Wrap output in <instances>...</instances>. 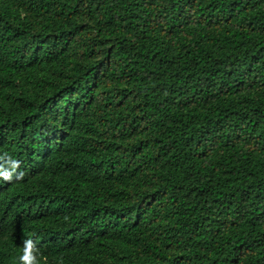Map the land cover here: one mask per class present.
Instances as JSON below:
<instances>
[{"label":"trees","instance_id":"16d2710c","mask_svg":"<svg viewBox=\"0 0 264 264\" xmlns=\"http://www.w3.org/2000/svg\"><path fill=\"white\" fill-rule=\"evenodd\" d=\"M0 171V264H264V0H0Z\"/></svg>","mask_w":264,"mask_h":264},{"label":"clouds","instance_id":"9594fccd","mask_svg":"<svg viewBox=\"0 0 264 264\" xmlns=\"http://www.w3.org/2000/svg\"><path fill=\"white\" fill-rule=\"evenodd\" d=\"M19 166V162H13V172L15 171V168ZM23 176V173H20V177ZM0 177H3L4 180L10 181L12 179L11 173H5L3 171H0ZM25 253L21 257L22 264H37V260L35 255H33L32 247L33 243L31 240H26L25 242Z\"/></svg>","mask_w":264,"mask_h":264}]
</instances>
